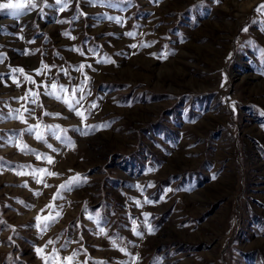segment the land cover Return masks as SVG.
<instances>
[{"label":"rangeland","instance_id":"1","mask_svg":"<svg viewBox=\"0 0 264 264\" xmlns=\"http://www.w3.org/2000/svg\"><path fill=\"white\" fill-rule=\"evenodd\" d=\"M0 264H264V0H0Z\"/></svg>","mask_w":264,"mask_h":264}]
</instances>
